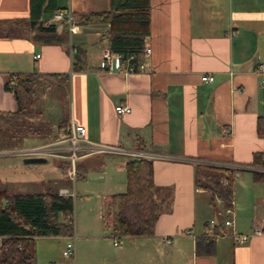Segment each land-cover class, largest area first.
I'll return each instance as SVG.
<instances>
[{"label": "crops", "instance_id": "0c3cea01", "mask_svg": "<svg viewBox=\"0 0 264 264\" xmlns=\"http://www.w3.org/2000/svg\"><path fill=\"white\" fill-rule=\"evenodd\" d=\"M52 2L71 20L65 32L54 13L42 17L45 26L57 23V32L65 33L61 44L36 40L29 26L31 0H0L5 32L0 37V112L17 109L15 97L4 88L10 74L55 75V92L47 95L45 82L36 100L37 121L51 125L47 130L52 133L30 137L61 140L67 130L59 131L58 125L66 111L69 124L87 128L89 143L120 151L79 158L76 181L93 175L100 213L88 207L86 220L74 221V260L62 255L69 236L37 237V264H264V233L245 243L232 236L251 234L255 226L264 230V181L254 180L251 165L256 153L264 154V136L257 132L264 115V0H150L146 44L152 53L144 57V72L127 76L105 71L101 52L110 45L103 39L107 26L79 23L83 15L108 11L110 0ZM73 48L84 51V67L78 71L72 70ZM205 74H213L215 81L203 82ZM119 104L130 106L131 113L117 115ZM135 153L153 160L160 214L153 235L118 236L103 227L104 203L126 190L122 175L125 164L138 158ZM204 164L240 170L229 214L234 224L217 237L212 256H198L196 240L207 232L210 218L222 225L227 217L218 215H226L222 204L211 205L209 192L196 185L197 165ZM256 168L264 172V166ZM67 185L60 189L69 190ZM201 195L205 202L199 214Z\"/></svg>", "mask_w": 264, "mask_h": 264}, {"label": "trees", "instance_id": "16d2710c", "mask_svg": "<svg viewBox=\"0 0 264 264\" xmlns=\"http://www.w3.org/2000/svg\"><path fill=\"white\" fill-rule=\"evenodd\" d=\"M62 10L53 5L52 0H31L29 26L36 32V40L48 44L66 41L65 33L57 32V23L45 26L47 19L42 18L45 13ZM150 15V0H110L108 11L83 15L79 23L106 25L108 29L103 34V39H109L113 51L142 57L150 34ZM62 22L64 31H68L71 25L69 17L65 15ZM4 34V29L0 26V37ZM72 51V70L78 71L84 67L81 59L84 51L80 48H73ZM54 76L24 72L10 74L4 88L15 97L17 109L14 112H0V149L19 148L22 141L30 136L51 135L52 131L47 129L52 126L39 124L37 121L40 112L37 110L36 100L37 93L45 82V88L53 86L51 78ZM24 94L27 99L23 98ZM64 113L63 120L58 125L59 131L67 130L70 125L68 113ZM257 132L264 136V115L258 119ZM251 165L263 167L264 154L256 153ZM58 166L65 177L55 185H50L46 191L11 193L9 188L0 187V264H37V237H66L74 234V197L59 193L62 185L71 183L66 171L68 162L62 161ZM238 171L240 170L225 166L197 165L196 185L209 192L211 205L215 206L219 201L225 209H231ZM125 172L126 190L111 194L105 200L103 227L118 236L153 235L160 214L153 160L148 157L133 158L125 164ZM79 174L77 166V177ZM253 178L255 181H264V172L253 170ZM216 239L217 234L205 233L198 237L196 254L214 255Z\"/></svg>", "mask_w": 264, "mask_h": 264}, {"label": "built area", "instance_id": "2783aa9c", "mask_svg": "<svg viewBox=\"0 0 264 264\" xmlns=\"http://www.w3.org/2000/svg\"><path fill=\"white\" fill-rule=\"evenodd\" d=\"M67 15L63 11H57L54 13L53 18L55 21L63 20ZM68 16V15H67ZM70 19V16H68ZM152 53V49L146 46L143 51V56L139 57L135 54L123 55L113 51L109 44L102 48L101 59L105 65V71L115 72L123 75H130L133 73H140L145 71L144 57L149 56ZM36 57H40L38 54ZM261 70L264 71V64L261 65ZM201 80L206 83H213L215 81V76L213 74H205L201 77ZM132 109L128 105H116L115 112L117 115L122 116L131 113ZM87 128L75 122H71L69 128L66 131L65 136L54 143L47 144L44 146L34 147L30 149L20 150V154L24 157H45V156H55L61 157L67 160L69 168L67 171L68 178L75 182L77 178V162L79 158L83 155L105 153V152H118L120 149L112 145H102V144H91L87 141ZM136 157L143 156L144 154L135 153ZM252 170H258V168L253 167ZM61 195H72L71 191L62 188L59 190ZM226 214L232 213L231 209L225 210ZM234 221L232 218H225L222 225H219L216 219H212L208 222L207 232L209 235L217 234V237L222 235L224 228L232 226ZM220 227L222 231L216 232V228ZM264 230L261 227H256L253 229L251 234L243 233H233L232 236L234 240L238 243H245L253 235H261ZM62 255L68 259H75L76 256V236L73 234L69 236V241L66 243L63 249Z\"/></svg>", "mask_w": 264, "mask_h": 264}, {"label": "rangeland", "instance_id": "374dc122", "mask_svg": "<svg viewBox=\"0 0 264 264\" xmlns=\"http://www.w3.org/2000/svg\"><path fill=\"white\" fill-rule=\"evenodd\" d=\"M72 33L73 32H70L69 34V41L71 39V43L74 42V37ZM55 90V87L51 86L46 91V94L51 95L55 92ZM54 109V107L50 109L49 114L47 115L48 117L49 115L52 116V114H54ZM45 121L42 120L43 123H46ZM50 122H52V120H50ZM51 143H54V141L51 142L50 140L42 139L40 136H35L23 140L19 148L0 149V187L9 188V191L11 193L43 192L48 190V187L50 185L53 186L55 185V183L63 180L65 176L62 170L58 167L57 163H60L62 161L66 162V159L55 156H45V158H47V162L45 163H24V159L28 157H24L20 154V150L22 149H30L34 147H39L41 144V146H44ZM68 168L69 164L66 167V171H68ZM97 171L98 170H95L93 172L96 173ZM125 175V173L124 175H122V179ZM92 182H96L94 180L93 175H91V178L89 177L87 180L79 178L77 181H71V183H68L69 185H67L72 195L74 194V192L77 193V198L75 197V212L73 216L75 222L81 216L86 220L85 214L88 210V207H93L92 209L95 214L100 213L102 199H96V194L100 191L99 184H92ZM84 185L87 186L83 188ZM84 194H88L89 196H83ZM203 202H205V198L203 197V195H201L199 198V214L201 212ZM210 211H212V208H210ZM218 215H223L222 217L229 218L228 214L225 215L220 214L218 212ZM212 216L213 214L211 215V217ZM212 219L215 218H210L209 222Z\"/></svg>", "mask_w": 264, "mask_h": 264}, {"label": "water", "instance_id": "95a60500", "mask_svg": "<svg viewBox=\"0 0 264 264\" xmlns=\"http://www.w3.org/2000/svg\"><path fill=\"white\" fill-rule=\"evenodd\" d=\"M47 158L45 157H28L24 159V163H45Z\"/></svg>", "mask_w": 264, "mask_h": 264}]
</instances>
